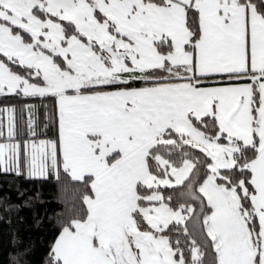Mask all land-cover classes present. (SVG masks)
Returning a JSON list of instances; mask_svg holds the SVG:
<instances>
[{
    "label": "snow or ice",
    "instance_id": "1",
    "mask_svg": "<svg viewBox=\"0 0 264 264\" xmlns=\"http://www.w3.org/2000/svg\"><path fill=\"white\" fill-rule=\"evenodd\" d=\"M9 97L0 174L57 185L43 264H264V0H0Z\"/></svg>",
    "mask_w": 264,
    "mask_h": 264
},
{
    "label": "trees",
    "instance_id": "2",
    "mask_svg": "<svg viewBox=\"0 0 264 264\" xmlns=\"http://www.w3.org/2000/svg\"><path fill=\"white\" fill-rule=\"evenodd\" d=\"M14 103L12 97L0 99V107ZM0 194L11 201L7 213L0 211V264H13V249L21 241L32 249L31 264H43L47 245L55 235L57 185L54 181L0 174Z\"/></svg>",
    "mask_w": 264,
    "mask_h": 264
},
{
    "label": "crops",
    "instance_id": "3",
    "mask_svg": "<svg viewBox=\"0 0 264 264\" xmlns=\"http://www.w3.org/2000/svg\"><path fill=\"white\" fill-rule=\"evenodd\" d=\"M17 120H18V128H17V131L18 133L21 132V129L19 128V108L17 107Z\"/></svg>",
    "mask_w": 264,
    "mask_h": 264
}]
</instances>
